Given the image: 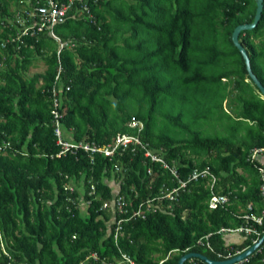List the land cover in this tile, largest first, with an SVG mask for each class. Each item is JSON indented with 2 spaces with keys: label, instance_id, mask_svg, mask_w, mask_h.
<instances>
[{
  "label": "trees",
  "instance_id": "trees-1",
  "mask_svg": "<svg viewBox=\"0 0 264 264\" xmlns=\"http://www.w3.org/2000/svg\"><path fill=\"white\" fill-rule=\"evenodd\" d=\"M71 1L63 23L38 31L28 17L44 0H0V43L14 39L0 44V264H129L123 255L134 264H178L188 253L220 261L218 254L250 247L253 235L237 233L244 242L229 248L220 231L244 225L248 204L256 215L264 208V168L260 155L250 159L264 149V97L232 42L238 26L253 23L257 0ZM238 40L264 86V0L257 26ZM38 60L45 71L27 76ZM53 91L62 142L101 148L126 134L145 150L119 149L112 162L82 149L63 153ZM146 150L181 181L208 168L216 183L199 179L175 202H155L144 218L123 222L115 240L119 216L103 203L123 196L129 219L161 189L179 188ZM212 192L228 204L210 210ZM85 200L84 211L77 204ZM263 259L264 250L244 264Z\"/></svg>",
  "mask_w": 264,
  "mask_h": 264
},
{
  "label": "built area",
  "instance_id": "built-area-1",
  "mask_svg": "<svg viewBox=\"0 0 264 264\" xmlns=\"http://www.w3.org/2000/svg\"><path fill=\"white\" fill-rule=\"evenodd\" d=\"M45 2L42 3H38V5L34 8V10L32 12L29 13V19L30 18H36V21H34V23H32V27H36L38 31H42L44 30V28H50L52 29L55 25L57 24H61L63 23L65 17H66V11L72 6V1L70 0L68 5L65 4H61L59 5L55 0H44ZM85 11H89L88 8L84 7ZM28 29H24V28H19V32L22 35H26L28 32ZM18 35V33H17ZM51 35L53 37H55V35L53 33H51ZM56 38V37H55ZM16 40H19V38L17 37ZM6 42H14V39H10L7 40ZM59 74L56 77V81L58 80ZM53 109L51 111V114L54 117V121L56 123V129H55V135L58 138L57 140V144L61 145L63 147V153L67 152L69 150H72V153L82 149L86 152H89L90 154H94V153H101L104 154L107 159L109 161H113L114 157L117 154V151L119 149H121L122 151H125L129 146H140L141 148H144L145 150V146L140 142V140L135 137V136H130V135H126V134H122V135H117L114 144H109L105 147H101V148H97L93 145H90L88 143H79L77 145H70L68 143L62 142L61 140V130H60V118L61 115L58 112L60 103L58 101V94L56 91H53ZM128 126L130 128H136L139 127L141 128V124H138L135 121H132L128 124ZM258 155H264V149H254L252 150L251 153V158H255ZM60 155H58L59 157ZM145 157L150 158L151 161L153 162H158L160 163L163 168L165 169H169L171 174L173 175V177L175 179L178 180V184H179V188H173L170 191L161 189L160 191V195L155 198L154 200H149L147 202L141 203L137 210L132 213L129 216V219L125 217V215H127L128 211V202L126 201V199L119 195L115 198L114 200V208L116 210V214L119 216V219L117 220L116 223V229H115V240L117 239V235L119 233V231L121 230V224L125 221L131 220L132 218H144L145 217V212L151 211L153 212L155 210V202H161L163 200H169L170 202H175L178 196V192L179 189H184L186 188L187 184L191 183V182H197L199 179H208L209 183H210V187L211 189L213 188V186L216 183V178L210 173L209 169H203V170H198V169H194L190 175L188 176V179L186 181H181L178 179V173L176 168L173 167H169V165L163 160L161 159L159 156L155 155L152 151L150 150H146L145 151ZM116 171L119 170V167L116 166L115 168ZM259 178L261 180V187H260V196L262 199V203L264 205V169H260L259 170ZM66 191H70L71 193L74 191V188L72 186H70V188H66ZM95 191V187L94 185L90 186V192H89V196H92L94 194ZM229 202V198L226 195H219V194H215L214 192L211 193V197L209 199L208 202V207L210 210H216L218 207H223L225 205H227ZM78 207L79 206H89L90 205V201H84V202H80L77 204ZM108 207V203H104L101 207V210L106 209ZM253 205L252 204H248L246 206V212L241 216V219L244 221V225H242L239 228L236 229H221V233H233V234H237V233H245L246 235H253L255 237V239L252 241V245L250 247H252L253 245H255L259 239L262 237V235L264 234L263 232H259V230L256 228L257 227H263L264 226V208L260 211L259 215H256L253 213ZM170 208V206H169ZM207 237H205V239H207ZM201 241L198 242V244H200ZM209 247V244H206ZM250 247H248L247 249H249ZM245 249V250H247ZM243 250V251H245ZM264 250V242L255 250V252H260ZM243 251H237L235 254H228L226 256H223L221 254H218L217 257L219 259H221L220 261L223 260H229L232 259L233 257L241 254ZM254 252V253H255ZM253 253V254H254ZM252 255V254H251ZM250 255V256H251ZM248 256L247 258L237 262L236 264H244L248 261V258L250 257ZM123 259L125 261H127L129 264H134L127 256L123 255L122 256ZM91 258L95 261L98 260V257L95 254L91 255ZM82 264V263H81ZM108 264H112V263H108Z\"/></svg>",
  "mask_w": 264,
  "mask_h": 264
},
{
  "label": "water",
  "instance_id": "water-1",
  "mask_svg": "<svg viewBox=\"0 0 264 264\" xmlns=\"http://www.w3.org/2000/svg\"><path fill=\"white\" fill-rule=\"evenodd\" d=\"M262 9H263V0H257V2H256V13H255L253 23L238 26L232 34V42H233L234 46L240 52L241 56L243 57V60H244L245 65H246L248 77L250 78L252 83L257 87V89L259 90V93L262 95V97H264V86L260 83L258 78L252 72L248 54H247L246 50L243 48V46L239 43V40H238L239 34L242 31H250L257 26V24L260 20V17H261ZM263 242H264V235L259 239V241L255 245H253L252 247H250L249 249H247L243 253H241V254H239V255H237V256H235L232 259L227 260V261H213V260H211V259H209V258H207L204 255L199 254V253H188V254H185L184 256H182L180 258L178 264H184L186 261L191 260V259H200L201 261L205 262L206 264H236L237 262H239V261L247 258L248 256H250L251 254H253L255 252V250Z\"/></svg>",
  "mask_w": 264,
  "mask_h": 264
},
{
  "label": "crops",
  "instance_id": "crops-1",
  "mask_svg": "<svg viewBox=\"0 0 264 264\" xmlns=\"http://www.w3.org/2000/svg\"><path fill=\"white\" fill-rule=\"evenodd\" d=\"M258 160H259L260 165L264 168V155L259 156ZM115 187H117L116 184L114 185V188ZM240 207L239 206L237 207L238 208V212L237 213L243 212L244 209L241 210ZM223 235L225 236L224 239H225L226 245L229 248H232L233 246H239V245H241L244 242V237L242 235L233 234V233H225ZM262 263L264 264V259L262 260Z\"/></svg>",
  "mask_w": 264,
  "mask_h": 264
},
{
  "label": "rangeland",
  "instance_id": "rangeland-1",
  "mask_svg": "<svg viewBox=\"0 0 264 264\" xmlns=\"http://www.w3.org/2000/svg\"><path fill=\"white\" fill-rule=\"evenodd\" d=\"M45 71V66L44 63L42 61H37L36 62V66L35 67H31L28 72H27V76H31L34 75L36 73H43ZM117 189V187H115ZM114 188V189H115ZM115 189V190H116ZM115 190H113L115 192ZM116 193V192H115Z\"/></svg>",
  "mask_w": 264,
  "mask_h": 264
},
{
  "label": "clouds",
  "instance_id": "clouds-1",
  "mask_svg": "<svg viewBox=\"0 0 264 264\" xmlns=\"http://www.w3.org/2000/svg\"><path fill=\"white\" fill-rule=\"evenodd\" d=\"M7 40H9V38H7L4 42H2V43H0L1 44V47H4L6 44H8V42H6ZM9 43H11V42H9ZM142 126V125H141ZM92 196H94V194L92 195ZM117 196H119V195H115V198L117 197ZM91 197V196H90ZM115 198L110 202V204H108V206H110V208L113 210V212L116 214V210H115V208H114V200H115ZM85 201H88V200H85ZM91 203V202H90ZM104 204V203H103ZM79 207H81L82 208V210H84V208H87L88 206H86V207H84V206H79ZM264 235V234H263ZM262 235V236H263ZM247 249V248H246ZM246 251V250H245ZM244 252V251H243ZM242 252V253H243ZM230 260V259H229ZM223 261H225V260H223ZM227 261V260H226Z\"/></svg>",
  "mask_w": 264,
  "mask_h": 264
}]
</instances>
